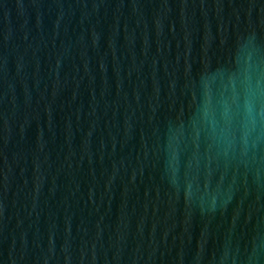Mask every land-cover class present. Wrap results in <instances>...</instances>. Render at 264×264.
Instances as JSON below:
<instances>
[{
  "label": "water",
  "instance_id": "obj_1",
  "mask_svg": "<svg viewBox=\"0 0 264 264\" xmlns=\"http://www.w3.org/2000/svg\"><path fill=\"white\" fill-rule=\"evenodd\" d=\"M0 264H264V0H0Z\"/></svg>",
  "mask_w": 264,
  "mask_h": 264
}]
</instances>
